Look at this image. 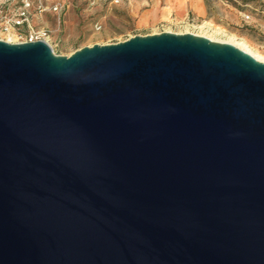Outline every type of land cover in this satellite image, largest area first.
<instances>
[{
    "label": "water",
    "instance_id": "1",
    "mask_svg": "<svg viewBox=\"0 0 264 264\" xmlns=\"http://www.w3.org/2000/svg\"><path fill=\"white\" fill-rule=\"evenodd\" d=\"M0 264H264V63L0 40Z\"/></svg>",
    "mask_w": 264,
    "mask_h": 264
},
{
    "label": "rangeland",
    "instance_id": "2",
    "mask_svg": "<svg viewBox=\"0 0 264 264\" xmlns=\"http://www.w3.org/2000/svg\"><path fill=\"white\" fill-rule=\"evenodd\" d=\"M27 1L29 24L47 32L48 45L60 56L68 57L84 47L169 32L239 45L264 58V0H199L197 11L183 12L166 9L164 0ZM21 6L22 0H0V18H12ZM56 6L58 10L53 11ZM243 14H250V20ZM25 33V27L13 28L10 34L0 27V40L22 43Z\"/></svg>",
    "mask_w": 264,
    "mask_h": 264
},
{
    "label": "built area",
    "instance_id": "3",
    "mask_svg": "<svg viewBox=\"0 0 264 264\" xmlns=\"http://www.w3.org/2000/svg\"><path fill=\"white\" fill-rule=\"evenodd\" d=\"M30 7V3L27 0H22V6L19 10V12L14 15L12 18H9L8 16L4 15V17L0 18V27L1 31L6 34H10L13 30V28H20L25 27L26 33L23 42H36V41H43L48 44L47 42V32L45 30H38L33 28L29 24V17H28V9ZM40 11L43 10V8L38 6ZM58 7H54L53 11H57ZM243 17L245 20H250L251 15L250 14H243ZM99 30L100 28L97 27Z\"/></svg>",
    "mask_w": 264,
    "mask_h": 264
},
{
    "label": "crops",
    "instance_id": "4",
    "mask_svg": "<svg viewBox=\"0 0 264 264\" xmlns=\"http://www.w3.org/2000/svg\"><path fill=\"white\" fill-rule=\"evenodd\" d=\"M166 9L183 12L186 9H199V0H164Z\"/></svg>",
    "mask_w": 264,
    "mask_h": 264
},
{
    "label": "bare ground",
    "instance_id": "5",
    "mask_svg": "<svg viewBox=\"0 0 264 264\" xmlns=\"http://www.w3.org/2000/svg\"><path fill=\"white\" fill-rule=\"evenodd\" d=\"M234 46H236L237 48H239V49L243 50L244 52L248 53L249 55H251L257 61L264 63V58H261V57H258L256 55H254L248 48L242 49L239 45H234Z\"/></svg>",
    "mask_w": 264,
    "mask_h": 264
}]
</instances>
